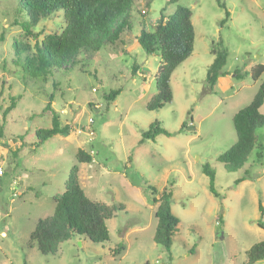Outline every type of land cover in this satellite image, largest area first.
<instances>
[{
	"label": "rangeland",
	"instance_id": "obj_1",
	"mask_svg": "<svg viewBox=\"0 0 264 264\" xmlns=\"http://www.w3.org/2000/svg\"><path fill=\"white\" fill-rule=\"evenodd\" d=\"M19 1L0 0V125L2 112L15 102L0 139V264H246L247 251L264 240L257 226L263 222L258 204L264 209V126L240 170L227 172L217 158L235 143L232 119L264 80L245 76L264 65V0H152L147 9L146 0H138L130 9L127 53L104 45L67 70H53L46 82L21 72L24 53L16 54L14 45L33 47L34 39L23 40L20 27L13 26ZM178 5L192 13L193 52L171 74V103L147 111L160 58L143 52L136 38L143 26L151 30L160 12L170 16ZM18 17L22 22L24 12ZM60 22L61 16L41 21L38 39L58 32ZM212 49H225L227 58L209 88ZM115 90L119 94L107 100ZM53 115L70 134L38 145L35 132L50 129ZM183 123L187 129L179 132ZM151 124L172 135L139 143ZM78 150L93 158L78 165L85 195L124 210L107 221V243L77 235L55 256H43L30 234L52 215L54 196L63 193ZM206 165L217 197L202 171ZM163 190L171 191V212L179 221L169 252L153 242L152 200Z\"/></svg>",
	"mask_w": 264,
	"mask_h": 264
},
{
	"label": "trees",
	"instance_id": "obj_2",
	"mask_svg": "<svg viewBox=\"0 0 264 264\" xmlns=\"http://www.w3.org/2000/svg\"><path fill=\"white\" fill-rule=\"evenodd\" d=\"M138 0H20L21 11L25 19L19 22V9L16 10V19L13 26L21 29V38L34 39L33 47L26 42L16 43L15 53H24L21 72L29 78L41 79L46 82L48 76L55 69H69L80 57L89 58L96 54L104 45H110L114 49L121 46V52L127 53L124 47L126 34L132 29V15L130 9ZM152 0H146L145 8L149 7ZM179 0H169L177 3ZM142 14V13H141ZM143 16L145 13L142 14ZM62 17V23L58 26V32L42 37L35 32L41 21ZM191 11L184 6H176L173 14L160 17L151 30L144 26L140 29L136 42L140 49L147 55H156L160 62L155 73V94L147 102V111H157L165 104L172 101L170 77L174 70L187 60L193 52L194 29L191 23ZM214 55L212 64L207 69L206 83L212 88L226 64L227 52L225 49H212ZM137 70L133 67V72ZM236 78L242 77L236 72ZM255 82L264 75V65L257 64L250 68L245 76ZM119 94L115 90L106 95L107 100H114ZM2 112V124L0 125V139H2L3 124L6 115L15 107L14 100ZM264 101V80L257 90L252 101L237 111L232 119L236 135L235 143L223 154L218 156L227 172L240 170L255 146L257 145L256 132L264 126V115L260 107ZM51 102L48 103V106ZM45 111V110H44ZM187 129L182 124L179 132ZM68 125L60 126L57 117L53 115L50 129H40L35 132L38 145L46 140L61 135L67 137L70 134ZM139 143L153 141L157 136L170 137L172 134L157 124L149 125L147 131L142 132ZM260 158V154H257ZM92 155L78 150L75 155L76 163L68 173L64 184V191L54 196V211L51 216L40 220L34 231L30 234V240L35 243L37 251L43 256H55L59 246L77 235H84L92 244L101 245L108 242V228L106 222L112 219L117 212L123 211L120 204L106 205L89 199L79 184L78 165L90 164ZM208 177L210 193L217 197L214 189V173L206 165L202 169ZM244 181L243 178L235 181V185ZM155 193V191H154ZM171 191L163 190L152 203L156 205L154 217L156 226L153 242L166 251H170L172 238L178 226V219L171 212ZM258 212L263 222L257 226L264 231V209L258 204ZM121 250V249H119ZM115 251L114 253H118ZM246 264H257L264 260V240L253 245L246 253Z\"/></svg>",
	"mask_w": 264,
	"mask_h": 264
},
{
	"label": "built area",
	"instance_id": "obj_3",
	"mask_svg": "<svg viewBox=\"0 0 264 264\" xmlns=\"http://www.w3.org/2000/svg\"><path fill=\"white\" fill-rule=\"evenodd\" d=\"M0 173H2V169H1V167H0Z\"/></svg>",
	"mask_w": 264,
	"mask_h": 264
},
{
	"label": "crops",
	"instance_id": "obj_4",
	"mask_svg": "<svg viewBox=\"0 0 264 264\" xmlns=\"http://www.w3.org/2000/svg\"><path fill=\"white\" fill-rule=\"evenodd\" d=\"M109 221V220H108ZM107 223V222H106ZM70 241V240H69ZM68 242V241H67ZM66 243V242H65ZM62 245V244H61Z\"/></svg>",
	"mask_w": 264,
	"mask_h": 264
}]
</instances>
